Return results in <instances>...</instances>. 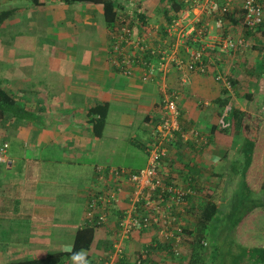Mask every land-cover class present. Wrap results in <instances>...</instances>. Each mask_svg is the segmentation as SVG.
<instances>
[{
	"label": "crops",
	"instance_id": "obj_1",
	"mask_svg": "<svg viewBox=\"0 0 264 264\" xmlns=\"http://www.w3.org/2000/svg\"><path fill=\"white\" fill-rule=\"evenodd\" d=\"M130 1L121 0L118 16L124 20L126 17L128 20L130 17L136 19L132 27L138 35L135 37L141 38L145 31L158 33L156 37L153 35L147 40L151 47L169 52L176 47V54L187 62L189 50L203 44L192 39L178 41L176 35H168L167 28L177 13L172 0H165L162 7L158 6L153 12L145 10L144 0H140V9ZM180 1L183 5L180 17L187 16L190 22L208 20L213 26L214 19L206 13L205 0L193 3L189 8L183 0ZM241 2L238 1L237 8ZM71 6L62 0H47L46 5L42 6L50 9L42 13L40 20L47 18L49 29L53 31L46 32V36H49L46 40L42 38L28 42L25 39L7 41L0 45V80H7L8 89L34 114L32 119L9 117L0 125V145L9 144V163L0 166V264L31 257L43 258L50 252L62 251L58 249L72 248L75 235L85 222L87 203L93 192L101 187L96 169L107 167V162L103 164L104 160H98V156L101 141L110 124L111 112L108 114L104 135L97 138L88 111L100 102H108L111 111L114 103L127 101L129 87L140 85L137 80L144 84L142 95L146 97L143 103L146 107L136 110L139 121L141 119L140 125H152V129L162 121L161 106L166 92H175L181 113L180 126L183 129L181 147L186 155L180 156L171 170L181 176L179 179L183 184H187L189 178L199 177L197 182L204 186L203 190L215 183H224L229 173V161L237 155L235 137L222 131V128L228 127L221 124L219 118L223 107L229 105L227 108L245 111L253 116H259L263 110V106L259 105L264 99V80L260 79L262 90L259 96L253 90H246L242 82L251 73L259 75V61L238 59L220 51L219 47L210 50L211 57L205 59L209 70L206 74L189 73L172 65L169 75L164 79L168 89L144 82L138 76H122L114 71L113 66L108 64V43L104 53L98 50V55L95 51H87V54L85 51L84 56L81 51H74V56L70 55L74 48L97 47L83 40L65 38L66 35L85 31L83 27L76 31L71 24L62 23L64 17L60 13L73 12L69 9ZM79 6L82 7L76 12L86 14L84 19L91 24L97 15L95 5H90L89 9L85 5ZM22 11L20 14L26 17ZM142 15L144 19H141ZM40 20L38 26L43 27L45 23ZM184 22L188 27L189 22ZM234 30L236 28L233 26L229 27L232 33ZM238 30L241 32L240 28ZM104 32L110 40V29L106 23ZM53 37V40H48ZM130 56L126 58L130 60ZM238 64L244 65L248 73L240 72ZM217 71L227 74L233 80H239L234 90L224 91L223 86L215 80ZM239 86L243 92L237 88ZM245 90L252 93L250 98H246ZM240 98L247 102L242 104L240 101L239 106ZM225 99L227 102L223 104L222 100ZM256 99L259 103L254 106ZM142 145L147 146L145 143ZM3 168L7 171H2ZM128 204L125 202L116 207L111 221L116 222ZM113 238L110 228L98 229L95 243L86 253L89 255L87 264L103 263L100 259L107 256L106 244ZM153 240L165 242L159 228L133 232L126 243L125 264H143L141 261L135 263V260L144 255L143 252L151 246ZM169 249L150 250L147 263L144 264H176L163 257L168 255ZM69 263L73 264V261Z\"/></svg>",
	"mask_w": 264,
	"mask_h": 264
},
{
	"label": "trees",
	"instance_id": "obj_2",
	"mask_svg": "<svg viewBox=\"0 0 264 264\" xmlns=\"http://www.w3.org/2000/svg\"><path fill=\"white\" fill-rule=\"evenodd\" d=\"M12 1L0 0V32L5 22L23 10L21 7L2 8V4H9ZM28 1L32 2L36 7L45 6L47 3V0ZM62 2L68 5L102 6L105 23L110 29V39L113 41V47L110 48L109 53H115V39L122 34L118 25L121 26L128 21L127 17L124 20L118 16L119 8L121 7L120 2L117 0H62ZM164 2L165 0H144L143 4L145 5V10L153 12ZM172 3L177 12L174 18H177L182 12V1L172 0ZM138 8L140 9V4ZM144 18L145 16L142 15L141 19ZM226 19L227 23L221 34L227 35L231 26L243 29L242 23L235 14H229ZM133 23H136L135 18H131L129 23L133 33L132 37H135L137 33L132 28ZM245 33L248 36L256 37V40L253 39L256 46L260 44L264 46V24L254 29H246ZM128 36L130 37V35ZM121 47L123 48L124 46ZM136 50L133 54H129L130 52L126 53L131 55L133 59L131 60L130 56V67L140 65L142 70L149 69L151 62L159 57L157 53H151L150 49L145 50V53L141 56L136 53ZM126 54L123 53L118 56L121 60L118 59L120 65L117 66V70L120 72L124 68L126 69V63L122 62ZM112 59L113 57L110 60ZM259 69L258 77L264 80V50L259 59ZM229 78L232 87H236L238 80ZM225 90L228 91L227 88H224ZM251 94V92L247 91L246 98H250ZM109 112L110 104L108 102H100L88 111L93 133L97 138H101L104 135ZM229 112L231 116L230 120H228L229 118L227 119L229 127L222 128V131L235 137L234 133L237 134L235 132L236 123L241 120L242 122L239 126L242 132L237 134L241 135L240 143H234L238 147L237 155L233 160L229 161V173L223 181L224 183H215L203 190L204 186L199 181L197 182L199 177L197 179H195L196 177L185 179L188 183L183 184L180 181L181 179H179L181 176L175 174L176 171L172 172L171 168H174L178 163L179 157L183 156V154L186 155L181 147L183 133L181 126L180 130L175 133L173 142L168 144L170 152L163 159L162 168L159 170L161 179L171 181L174 185L185 188L186 191L190 190L185 194L186 205L183 206L184 212L182 213L179 207L175 211L176 216H178L177 223H179L178 225L181 228V232H178L177 235L181 234L182 236L179 247L182 251V244L188 246L190 249L189 254L185 255L187 253L184 254L183 251L177 253L174 249H171L173 246L170 243L153 240L151 246L147 247L143 252L144 255L142 254L143 256L138 257L135 263L136 261H141L143 264L147 263L146 260L149 257L150 250L170 248L168 255L171 257L169 258L176 264H264V106L259 116H253L247 112L242 113V111L234 112L233 109ZM9 117L32 119L34 114L20 102L18 96L13 94L8 88H4L0 83V125ZM245 119L246 121H244ZM156 125L151 130L150 144L145 147L142 146L148 157L152 144L156 141V137L153 136L154 131L157 129ZM167 169H170L171 172ZM130 170L132 172L139 171ZM163 193L167 192L164 191ZM185 213L193 215L195 220L186 219L183 216ZM82 226L77 231L73 246L69 250L50 252L43 258H30L5 264H70L69 261L72 260L71 257L74 252H82L88 261L89 255L86 253L91 250L95 243L98 229L86 223V221ZM234 235L238 238L237 244H235ZM255 239H260L261 244H252L251 241ZM226 246L228 248H224ZM106 250L108 252L107 256L100 259L103 262L109 259L110 252H112L109 242L106 244ZM125 256L120 258L117 264H125Z\"/></svg>",
	"mask_w": 264,
	"mask_h": 264
},
{
	"label": "built area",
	"instance_id": "obj_3",
	"mask_svg": "<svg viewBox=\"0 0 264 264\" xmlns=\"http://www.w3.org/2000/svg\"><path fill=\"white\" fill-rule=\"evenodd\" d=\"M183 1L189 8L193 3H200L202 0ZM238 1L205 0L207 3L206 13L209 18L214 19L213 26L208 20L198 19L190 22L187 16H179L172 21L167 28L169 36L176 35L178 41L192 39L197 43L203 42L199 48L189 50L187 62L176 54V47L170 50L171 53L169 51L167 53V50L151 47L147 43L146 37L142 36L139 39L132 37L133 33L129 25L131 17L128 20L129 23L127 21L121 26L118 25L122 34L115 39L116 51L112 54V61L114 64L120 65L119 60L121 59L118 56L124 53L121 46L134 47L140 56L145 53V50L150 49L151 53H157L159 57L157 63L151 62L149 69H141L144 78H153L154 74L166 73L169 71L170 64L179 69H185L189 73L205 74L209 72L205 59L210 56V50H217L219 47L220 51L230 53L240 51L248 46V43L240 37L237 40L232 35L221 34L229 14H235L243 28L246 29H254L264 24V0H242L241 6L237 8ZM185 20L189 22L188 27L185 25ZM126 56L128 55L126 54ZM126 56L122 62L128 65L123 71L130 75L131 67L128 66L131 64V60ZM138 67L140 68V65ZM215 80L224 88L232 89V83L227 74L218 72L215 75ZM169 97L164 99L161 106L162 123L154 131L153 136L156 137V141L153 142L150 149L146 167L138 172H132L125 167H97L98 181L101 187L93 192L87 203L85 221L97 229L110 228L114 234V238L110 242L112 252H110L109 259L102 264H117L118 260L126 254L127 240L131 238L133 232L143 229L153 228L155 230V228H159L164 241L170 243L174 247V251L181 253L179 246L182 236L181 234L177 235L178 232H181V228L177 223L178 216L175 211L179 207L181 208L179 210L184 212L185 194L190 190L186 191L185 188L178 187L159 176L163 159L170 152L168 144L173 142L175 133L180 130V112L175 99L176 94H171ZM8 149V143L0 145V162L9 163ZM164 191L167 193H163ZM125 202L129 204L122 210L121 217L116 222L111 221L114 209ZM174 239L175 241H173Z\"/></svg>",
	"mask_w": 264,
	"mask_h": 264
},
{
	"label": "rangeland",
	"instance_id": "obj_4",
	"mask_svg": "<svg viewBox=\"0 0 264 264\" xmlns=\"http://www.w3.org/2000/svg\"><path fill=\"white\" fill-rule=\"evenodd\" d=\"M118 2H121V0H117ZM132 5H139L140 4V0H132L130 1ZM3 3V2H2ZM3 9H8V8H12V7H21L23 9L22 12H24L26 17H23L20 13H18L17 15L13 16L11 19H9L7 22L4 23L2 30L0 32V45L4 42H9V41H17V40H23L25 41V39L28 40V42H34L35 40L38 39H42L44 38V40H46V38H49V36H46V32H49V20H47V18L43 21L40 20V17L42 16V13L49 11V7H39V6H34V4L32 2H29L28 0H13L12 2H10L9 4H2L1 5ZM88 9L91 8L90 5H85ZM161 6V5H160ZM159 6V8H160ZM79 4L76 5H72L69 9L72 10L73 12L70 13H60L61 17H64L62 20L63 24L69 25L71 24L72 26L75 27V30L77 31V29L83 27L84 28V32H80L76 34H71V35H66V39H71L73 41H78V40H83L86 41L88 44H91L93 46L97 45L96 48L91 47L90 48H82V49H71L72 53L70 55L74 56V51H81L82 55H85V51L87 54V51L89 52H93L95 51L96 54L98 55V50L101 53H104L105 51V47L108 43V49L106 50L107 53L110 50V48L113 47V41L112 39L108 40L106 37V34L104 32V25H105V19L103 16V12H102V8L101 6L96 5L95 7L97 8V15L96 18L94 19V21L89 24L88 20L85 21L84 16L86 14H81L79 12H76L78 10V8L80 9ZM162 7V6H161ZM46 8V9H45ZM76 12V13H74ZM63 14V15H62ZM65 15V16H64ZM52 18V17H51ZM42 21V23L45 25L43 27L38 26V21ZM46 22H47V26H46ZM241 32L236 28V30H234V33H232V31H229L227 33V35H232L234 37V39H239V37L241 39H244L246 42H248V46L244 49V50H240L239 52L237 51V53L234 51V53L230 52L231 56L233 55V57H236L238 59L243 58V59H248L249 61L252 62H258L263 50H264V46L263 44H260L258 46L255 45V42L253 39L256 40V37L254 38V36H248L246 35V29H240ZM50 32H53L52 30H50ZM146 34V35H145ZM158 34V33H157ZM157 34H153V32L149 33V32H144L143 33V37H146V39H151L153 37V35L156 37ZM137 35V34H136ZM138 36V35H137ZM236 37V38H235ZM139 39L138 37H134ZM54 37L52 39H48V40H53ZM33 45L36 46V44L34 43ZM47 48L48 43H46ZM253 46V47H252ZM124 53L125 52H130L129 54H133L135 49H131L130 47H123V49H121ZM48 52L50 54L51 51L48 50ZM168 53V51H167ZM171 53V52H170ZM69 55V56H70ZM109 55V58L111 59L112 57V53L107 54ZM106 55V56H107ZM108 60V64L109 66H114L112 67L114 71L118 72V74L122 75V76H127V77H136L138 76L139 79H141L144 82H149V83H155L158 87L163 88V89H168L167 87V82L164 80L165 77H167L169 75V71H167L166 73H158V74H154L155 76L153 78L148 77V78H142V70H141V74H140V68L139 67H131V65H129L128 67L130 68V75L126 74V72L124 71H119L117 70V63H113L112 60ZM128 65V64H126ZM172 66V64H170L168 66V69H170V67ZM174 66V65H173ZM251 66V64H250ZM116 67V68H115ZM238 68L241 69L240 72L242 73H248L245 70V66L238 64ZM252 68V67H251ZM254 69V68H253ZM256 69V68H255ZM156 72L157 69H156ZM219 71H217L218 73ZM222 73V72H221ZM256 73V72H255ZM206 74V73H205ZM229 75V74H228ZM255 75V76H254ZM140 76V77H139ZM245 76V75H244ZM161 77H163V79H161ZM56 80L57 77H56ZM238 80V79H237ZM138 83L140 85H134L133 87H129V90L127 91V94L129 96V99L127 101H124L120 104H113L112 109H111V118H110V124L107 127L106 130V135L103 136V140L101 141V147L99 149V156H98V160L102 161L103 164L106 163V166L109 167V165L111 167H117V166H125L127 168H131V169H138L140 170V168H144L147 166V155L143 149V145L142 144H147L149 145V137L151 135V130H152V125L150 126H145V124L140 125L141 119L139 121V117H138V113H137V109L140 107H146L145 103L146 102V97L145 95H142V92L144 90V84L141 83L140 80H137ZM239 81V80H238ZM243 82V86L245 87L246 90H253L255 91V95L259 96L261 93V85H260V79L258 77V75L256 74H250V77L248 78H244L242 80ZM255 82V83H254ZM0 83L4 86V88H8V81L7 80H0ZM123 83V82H121ZM189 85V84H187ZM100 86V85H99ZM98 86V87H99ZM118 85H116V87H118ZM224 88V87H223ZM237 88H240V92H243L244 90H242V87L239 86ZM234 90V87H232L231 90L228 91H232ZM245 90V92H247ZM264 90V88H263ZM186 91L188 92V89H186ZM124 92V89H123ZM141 92V94H140ZM186 92V93H187ZM175 92L172 91H167L165 98H170L169 95L174 94ZM234 96V95H232ZM137 98V99H136ZM223 104L227 101V100H222ZM241 101L244 102V104L247 102L246 99H239L238 101V105L241 106L239 104V102ZM201 102V100H200ZM199 102V103H200ZM205 102V101H204ZM215 103H218V101H216ZM259 103V101L256 99L254 106ZM243 104V103H242ZM229 106V105H227ZM227 106L223 107L222 113H220V120H221V124H225L226 126L229 127V123L227 121L231 119L230 116V110L231 107L227 108ZM259 106H264V99L262 101V103H260ZM234 111V110H233ZM234 112H238V111H234ZM245 111H242V113ZM248 113V112H247ZM226 114H227V119H226ZM250 114V113H249ZM261 114V112L259 113ZM163 115V113H162ZM138 117V118H137ZM246 121V119L244 120ZM241 120L237 121L236 123V130L235 132L240 133L242 131H240V124H241ZM162 122H159L156 125V128L161 124ZM180 123V121H179ZM234 133L235 135V143L239 144L240 141V136L241 135H237ZM124 136H127L126 138H124ZM134 139V141H133ZM140 142V144H139ZM239 142V143H238ZM7 162H0V166H6ZM112 165H116V166H112ZM2 171H7L6 168H3ZM8 195V194H7ZM75 210V209H74ZM183 216H185L186 219H191V221H194L195 218L193 217V215L185 213ZM234 238L236 239L235 244L238 243L237 241V237ZM252 244H261V240L260 239H255L253 241H251ZM68 248V247H67ZM224 248H228V246L224 247ZM58 250H63V249H58ZM189 248L188 246H186L185 244H182V251L183 253H187L186 255L189 254ZM181 251V252H182ZM166 257V261L172 262L170 260L169 257H171L170 255H166L163 256ZM32 258H39V257H31ZM162 258V256H161ZM164 261V258H163Z\"/></svg>",
	"mask_w": 264,
	"mask_h": 264
},
{
	"label": "clouds",
	"instance_id": "obj_5",
	"mask_svg": "<svg viewBox=\"0 0 264 264\" xmlns=\"http://www.w3.org/2000/svg\"><path fill=\"white\" fill-rule=\"evenodd\" d=\"M71 259L73 264H87L86 256L82 252H74Z\"/></svg>",
	"mask_w": 264,
	"mask_h": 264
}]
</instances>
